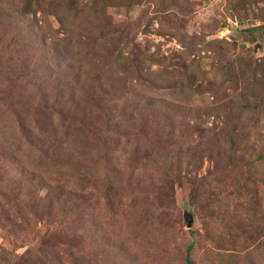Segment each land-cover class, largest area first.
I'll return each instance as SVG.
<instances>
[{
    "label": "rangeland",
    "instance_id": "rangeland-1",
    "mask_svg": "<svg viewBox=\"0 0 264 264\" xmlns=\"http://www.w3.org/2000/svg\"><path fill=\"white\" fill-rule=\"evenodd\" d=\"M47 1L0 0V264L234 263L264 238V0Z\"/></svg>",
    "mask_w": 264,
    "mask_h": 264
},
{
    "label": "trees",
    "instance_id": "trees-1",
    "mask_svg": "<svg viewBox=\"0 0 264 264\" xmlns=\"http://www.w3.org/2000/svg\"><path fill=\"white\" fill-rule=\"evenodd\" d=\"M53 1H55V0L50 1V5H49V1H47V4H46L47 7L52 6V3H54ZM80 2H82L81 5H84L86 9H96L95 5H96V3H98L95 1H91V0H81ZM39 4H41V3H38L37 7H39ZM41 6H42V4H41ZM42 10H44L46 12L45 9H42ZM61 12H63V8L56 10V14H54L55 18L58 20L60 25L62 24L63 20L65 19L64 14H61ZM32 13H34V12H32ZM96 14L97 15H95L96 16L95 18L102 20L105 24V19H106L107 13L104 12L103 15H100L98 13H96ZM42 23H43V20H42ZM33 24H36V23L34 22ZM37 25H38L37 27L39 30H40V28H43L42 25H39L38 23H37ZM134 25H135V23L130 24L131 27H133ZM36 35H38V34L36 33ZM123 42H124V40H123ZM100 87H104V86H100ZM100 91H102V88ZM247 104H249V103L243 104V106L245 107L246 110L248 108H249L248 110L253 109ZM255 106H256L255 108H257L260 105H255ZM245 109L242 108L243 111H245ZM240 121H242V118H240ZM241 125H244V123H241ZM197 126H198V128H197L198 132H199V130H201V132H202L203 131V129H202L203 124L199 123ZM227 137H229V140L231 142L230 143L231 146H230L228 151H231L234 149L233 144L236 146V143L242 144V143L246 142V140H245L246 139V132L239 133V134L234 133L233 135H230ZM175 162L176 161L173 160V163H175ZM117 170L119 172H121L122 168H118ZM112 197H114L115 200L118 199L115 195H113L110 197V200H109L110 203H112ZM117 202H119V200H117ZM187 224H188V220H187ZM261 233L262 232H259L258 234H261ZM257 235L249 238L248 240H243L241 242L242 251L239 252V254L237 255L238 258H236L235 262L232 264H264V238L263 239L262 238L257 239ZM194 244H195V242L192 240L188 243L187 246H185V249H184L185 260L187 261L188 264H195V261L190 260V257L193 253V250H194ZM230 256H231V254H228L227 257H230Z\"/></svg>",
    "mask_w": 264,
    "mask_h": 264
},
{
    "label": "water",
    "instance_id": "water-1",
    "mask_svg": "<svg viewBox=\"0 0 264 264\" xmlns=\"http://www.w3.org/2000/svg\"><path fill=\"white\" fill-rule=\"evenodd\" d=\"M191 224H192V218L190 217L188 218V226H191Z\"/></svg>",
    "mask_w": 264,
    "mask_h": 264
}]
</instances>
